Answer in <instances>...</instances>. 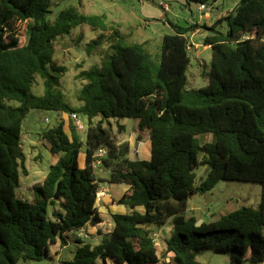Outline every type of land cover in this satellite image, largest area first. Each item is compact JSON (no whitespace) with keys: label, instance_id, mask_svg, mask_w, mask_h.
<instances>
[{"label":"trees","instance_id":"1","mask_svg":"<svg viewBox=\"0 0 264 264\" xmlns=\"http://www.w3.org/2000/svg\"><path fill=\"white\" fill-rule=\"evenodd\" d=\"M186 1L207 6L217 0ZM51 15V0H0V264L42 261L50 246H67L69 232L103 222L98 192L104 180L95 172L101 150L107 182L129 186L116 201L128 212L111 214L114 227L99 229L100 244L78 238L73 259L61 264H162L156 233L166 235L165 251L173 255L168 264H205L198 257L207 251L228 255L229 264H263L264 0H240L233 12L203 27L210 32L204 45L211 46L212 60L209 83L199 89L187 88V34L198 25L171 24L173 34L162 37L153 55L148 43L129 42L103 15L77 7L53 20ZM82 25L101 32L86 45L87 54L101 62L78 74L84 83L81 105L74 107L60 90L66 68L55 62L54 45ZM224 25L225 32L218 30ZM38 78L41 96L33 93ZM31 110L64 113L70 121L61 119L40 134L58 159L43 183L31 187L28 202L16 190L20 171L28 175L22 126ZM73 113L88 119L84 140ZM112 118L138 121L136 140L150 137L149 160L130 158L131 144L120 143L112 127L104 126ZM124 130L119 127V133ZM203 134L213 141L199 145ZM200 165L209 172L197 185ZM223 180L260 184L258 207L197 227V219L183 214L190 198Z\"/></svg>","mask_w":264,"mask_h":264},{"label":"rangeland","instance_id":"2","mask_svg":"<svg viewBox=\"0 0 264 264\" xmlns=\"http://www.w3.org/2000/svg\"><path fill=\"white\" fill-rule=\"evenodd\" d=\"M164 1L166 0H51L52 15L50 19L53 20L59 12L68 7H77L81 13L86 15H103L109 25L120 27L129 42H146L151 53L157 55L162 37L166 34H173L171 24L186 28L195 22L197 23L200 15H202L199 11L200 5L196 3H187L186 0H170L168 1V9H170L166 11L161 8ZM239 3L240 0H217L213 5H207V11L212 15V18L222 14L228 15L235 10ZM209 22L211 21L209 20ZM226 28L224 25L223 29ZM100 34L101 32L94 31L90 26L82 25L74 29L71 34L60 37L54 45L55 62L66 68L60 90L74 107L81 105L78 101V93L84 83L78 78V74L82 70H87L92 65L101 62L99 55H88L86 50V45ZM209 34L210 32L207 30H202L196 35H193L192 31L187 34L191 45V49H189L191 61L187 71L188 89L203 88L209 83L207 74L212 60V48L209 45H204V39ZM33 93L38 96L43 95L44 86L41 78L37 79ZM68 117L67 114L54 111H30L22 126V145L26 156L25 166L28 175H24L20 171V186L16 190L18 199L31 202L33 200L31 187L44 181L50 166L56 163L58 159V156L52 154L49 144L41 139L40 134L43 130L57 126L61 119L66 118L65 122L69 123ZM80 118L82 125L79 130L84 140L89 122L84 116ZM100 120L101 118L95 119L93 124H97ZM136 121L128 118H112L103 122L104 126L112 127L119 142L127 141L136 146L138 143L136 140ZM121 126L125 130L119 133ZM67 130L69 131L68 128ZM212 141L213 137L210 134L197 136L199 145ZM144 143L150 145V139L147 138ZM84 153L85 150L82 149L81 165L83 164ZM145 158L149 160L150 156ZM201 158L202 155H200ZM95 172L99 179L109 176L108 172L98 165L95 166ZM208 172L209 167L204 165H200L196 169L197 185L205 180ZM106 183V181H102L100 187H105ZM261 193L262 186L258 183L223 180L218 182L213 190L192 196L183 214L187 218L194 217L202 223H209L242 207L257 208L261 201ZM123 207L127 210L125 206ZM78 238L93 246L100 244L102 240V236L98 233H89L83 237L80 231H72L66 235L67 246L62 247L61 243L58 242V244L50 246L48 258L42 261L22 262L21 264H61L63 260H72L78 246H81L76 242ZM165 238L166 235L160 234L157 241L158 252L161 256L166 254ZM198 260L205 264H229L228 255L216 254L211 251L201 254Z\"/></svg>","mask_w":264,"mask_h":264},{"label":"crops","instance_id":"3","mask_svg":"<svg viewBox=\"0 0 264 264\" xmlns=\"http://www.w3.org/2000/svg\"><path fill=\"white\" fill-rule=\"evenodd\" d=\"M168 1H170V0L164 1V3L161 5V8L165 9L166 6L169 7ZM222 16H224V15L222 14L216 18H212V15L210 13H209L208 17L200 15L197 23L195 22V23L191 24V25H198V29H196V31L192 32L193 35L201 33L202 30L209 31V29H206V28L204 29L203 27H207V28L211 27ZM209 20L211 22H209ZM220 29H221V31L225 32V29L219 28L218 30H220ZM137 124H138V121H136V125ZM147 135H148L147 137H146V135H144L142 141H139L136 146H134V143L132 144L131 142H129L131 144V153L129 155L131 159L136 158V159L146 160L145 157H147L148 155L151 156V141L149 143L150 145L146 144L147 141H146V143H144V140H146L147 138L150 139L149 134H147ZM124 142H126V141H124ZM120 143H123V142H120ZM149 146H150V148H149ZM83 164H84V160H83ZM108 174H109V172H108ZM108 178H109V176L107 178H103V180L107 182ZM41 183H43V182H41ZM100 188L104 189L106 192V196L98 202L99 211L101 213V217L103 219V222L97 227H94V226L85 227L84 230L88 234L89 233L90 234L98 233L99 229H101L103 231H107V232L111 231L114 227V222H113L111 214L128 212L123 206L116 204V201L119 200L125 194V192L129 189L128 185H126V184H110L107 182L105 187H103V188L100 187ZM167 231L168 232L171 231V228H167ZM172 257H173L172 254L166 253L165 256H161V263L162 264H168Z\"/></svg>","mask_w":264,"mask_h":264},{"label":"built area","instance_id":"4","mask_svg":"<svg viewBox=\"0 0 264 264\" xmlns=\"http://www.w3.org/2000/svg\"><path fill=\"white\" fill-rule=\"evenodd\" d=\"M165 10H166V11L169 10V9H168V6L165 7ZM199 11L202 13L203 16H207V17H208L209 12L207 11V6H206V5H200V7H199ZM189 49H191V45H190ZM70 117L75 121V123H76L79 127H81V125H82V124H81V118H80V116H79L78 114L73 113V114L70 115ZM105 154H106V151H105V150H101V151H99V152L96 154V159H97V161H96L95 164L98 165L99 167H101V158H102ZM105 196H106V192H105V190L100 188V189H99V192H98V201L102 200ZM80 232H81V235H82L83 237H86L87 234H88L84 229H82ZM159 235H160V233H156V234L154 235L156 245L158 244L157 241H158V237H159Z\"/></svg>","mask_w":264,"mask_h":264},{"label":"water","instance_id":"5","mask_svg":"<svg viewBox=\"0 0 264 264\" xmlns=\"http://www.w3.org/2000/svg\"><path fill=\"white\" fill-rule=\"evenodd\" d=\"M46 130H44L42 133H44ZM201 224H202V222L201 221H198L197 223H196V226L197 227H199V226H201Z\"/></svg>","mask_w":264,"mask_h":264}]
</instances>
